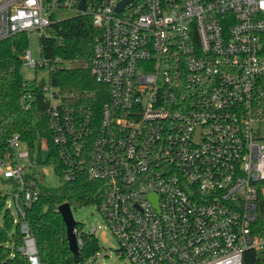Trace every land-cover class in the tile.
<instances>
[{
    "label": "built area",
    "instance_id": "obj_1",
    "mask_svg": "<svg viewBox=\"0 0 264 264\" xmlns=\"http://www.w3.org/2000/svg\"><path fill=\"white\" fill-rule=\"evenodd\" d=\"M81 1L0 0V42L42 35L60 11L90 16L97 31V110L64 106L43 84L60 181L104 186L97 208L130 264L264 256V0H131L119 12L124 0ZM24 60L47 68L29 52ZM8 142L0 175L18 190L5 208L20 253L40 264L24 217L41 183L19 162L28 150L14 153L19 136Z\"/></svg>",
    "mask_w": 264,
    "mask_h": 264
},
{
    "label": "trees",
    "instance_id": "obj_2",
    "mask_svg": "<svg viewBox=\"0 0 264 264\" xmlns=\"http://www.w3.org/2000/svg\"><path fill=\"white\" fill-rule=\"evenodd\" d=\"M96 34L91 17L79 14L54 22L40 35V55L47 63L48 87L64 106L94 105L97 110L105 101L102 95L105 88L96 84L91 74ZM26 47V33L0 42V161L11 159L13 150L8 141L18 135L32 164L57 167L45 116L47 103L43 82L26 81L21 75L23 63L19 54ZM43 141L47 151L45 160L42 158ZM32 178L36 179L35 176ZM39 188V198L25 208L24 220L34 237L40 264H83L100 251L98 241L94 235L83 233L80 224L76 223L82 244L74 256L68 249L66 228L58 207L63 204L70 208L98 205L105 195L104 186L79 180L61 182L57 187L40 184ZM4 204L5 196L0 197V264H29L19 251L22 244L19 227L13 223V216ZM244 264H264V256L249 251L245 254Z\"/></svg>",
    "mask_w": 264,
    "mask_h": 264
},
{
    "label": "rangeland",
    "instance_id": "obj_3",
    "mask_svg": "<svg viewBox=\"0 0 264 264\" xmlns=\"http://www.w3.org/2000/svg\"><path fill=\"white\" fill-rule=\"evenodd\" d=\"M55 16L57 20H62L68 17L74 16L71 11H60L56 12ZM27 36V47L19 54L22 59L21 75L24 80L31 81L36 79L38 82H43L44 85L48 86V69H33L25 64L24 57L27 52L30 53L31 59L33 61H40V46H39V32H28ZM67 66V64H63ZM44 141L41 143V145ZM27 149L25 145L20 146L15 149L14 153L17 154L19 151ZM47 157V151L42 152V158L45 160ZM19 162L22 165L28 166V172L36 173L41 185L46 187H57L60 185L61 181L59 176L55 173L54 168L51 164H43L42 166H37L35 164H30V160L21 159ZM29 163V164H28ZM28 164V165H27ZM18 190V186L10 181L5 180L0 175V197L5 196V204L12 202L13 193ZM97 204L85 205L81 207H72L71 212L73 219L76 223L80 224V230L83 233H90L92 229H95L94 237L97 239L100 251L92 255L89 259H86L83 264H130V262L122 255L120 251V246L115 239V237L108 230L103 217L101 216ZM12 214L16 216L14 209H11ZM76 230V229H75ZM77 233L79 231L76 230Z\"/></svg>",
    "mask_w": 264,
    "mask_h": 264
},
{
    "label": "water",
    "instance_id": "obj_4",
    "mask_svg": "<svg viewBox=\"0 0 264 264\" xmlns=\"http://www.w3.org/2000/svg\"><path fill=\"white\" fill-rule=\"evenodd\" d=\"M130 1L131 0H124L120 2L118 6L116 7V11L117 12L121 11L123 6ZM79 9L84 10V0L81 1L79 5ZM58 212L66 228V238H67V243H68V249L74 256H77L78 251H79V245H78V240H77V236L75 233L76 222L73 219L71 208L68 204H63L58 207Z\"/></svg>",
    "mask_w": 264,
    "mask_h": 264
}]
</instances>
